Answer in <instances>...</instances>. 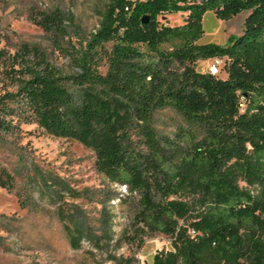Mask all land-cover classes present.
Here are the masks:
<instances>
[{
  "label": "trees",
  "instance_id": "obj_1",
  "mask_svg": "<svg viewBox=\"0 0 264 264\" xmlns=\"http://www.w3.org/2000/svg\"><path fill=\"white\" fill-rule=\"evenodd\" d=\"M246 10L227 44L202 42L206 12ZM179 12L181 24L161 19ZM61 20L55 10L37 23ZM29 52L0 47V132L37 125L93 150L137 202L140 246L171 238L151 264H264V0H108L72 73ZM216 58L218 75L197 69ZM167 111L170 132L158 121Z\"/></svg>",
  "mask_w": 264,
  "mask_h": 264
},
{
  "label": "rangeland",
  "instance_id": "obj_2",
  "mask_svg": "<svg viewBox=\"0 0 264 264\" xmlns=\"http://www.w3.org/2000/svg\"><path fill=\"white\" fill-rule=\"evenodd\" d=\"M107 1L0 0V47L16 50L27 44L30 55L36 51L63 73H72ZM55 10L62 17L58 26L46 30L37 23L43 13ZM248 13L229 19L226 31L238 35ZM186 15L161 19L177 25ZM99 63L105 72L104 54ZM211 63L199 61L197 69L207 72ZM172 119V112L159 114L163 130H172ZM136 212V200L106 179L96 153L78 141L29 124L21 131L0 132V264H114L120 257L151 264L156 253L171 248L172 240L152 234L140 237V246L134 239Z\"/></svg>",
  "mask_w": 264,
  "mask_h": 264
},
{
  "label": "crops",
  "instance_id": "obj_3",
  "mask_svg": "<svg viewBox=\"0 0 264 264\" xmlns=\"http://www.w3.org/2000/svg\"><path fill=\"white\" fill-rule=\"evenodd\" d=\"M248 15V14H247ZM245 15L243 23H245V19L247 17ZM228 24V20L220 19L214 11L206 12L203 20L204 25V36L201 39L203 43L214 42L217 44L225 45L228 43L229 37L231 35H236L231 32H227L225 26ZM242 26L237 33H241L243 31Z\"/></svg>",
  "mask_w": 264,
  "mask_h": 264
},
{
  "label": "built area",
  "instance_id": "obj_4",
  "mask_svg": "<svg viewBox=\"0 0 264 264\" xmlns=\"http://www.w3.org/2000/svg\"><path fill=\"white\" fill-rule=\"evenodd\" d=\"M223 64V60L220 58H216L212 61V63L208 67V72L213 75H218L220 73L221 66ZM241 111H245V102H241L240 104Z\"/></svg>",
  "mask_w": 264,
  "mask_h": 264
},
{
  "label": "water",
  "instance_id": "obj_5",
  "mask_svg": "<svg viewBox=\"0 0 264 264\" xmlns=\"http://www.w3.org/2000/svg\"><path fill=\"white\" fill-rule=\"evenodd\" d=\"M144 21H146V19Z\"/></svg>",
  "mask_w": 264,
  "mask_h": 264
}]
</instances>
